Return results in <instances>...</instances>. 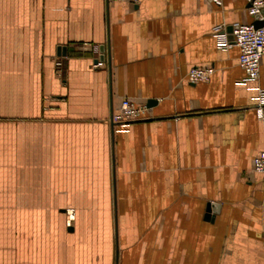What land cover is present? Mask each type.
Listing matches in <instances>:
<instances>
[{"label": "crops", "instance_id": "obj_1", "mask_svg": "<svg viewBox=\"0 0 264 264\" xmlns=\"http://www.w3.org/2000/svg\"><path fill=\"white\" fill-rule=\"evenodd\" d=\"M253 21L244 0H0V210H112L113 264H264V55L246 81L215 45ZM124 98L142 119L112 122Z\"/></svg>", "mask_w": 264, "mask_h": 264}, {"label": "rangeland", "instance_id": "obj_2", "mask_svg": "<svg viewBox=\"0 0 264 264\" xmlns=\"http://www.w3.org/2000/svg\"><path fill=\"white\" fill-rule=\"evenodd\" d=\"M112 221V210H0V240L9 264H113Z\"/></svg>", "mask_w": 264, "mask_h": 264}, {"label": "built area", "instance_id": "obj_3", "mask_svg": "<svg viewBox=\"0 0 264 264\" xmlns=\"http://www.w3.org/2000/svg\"><path fill=\"white\" fill-rule=\"evenodd\" d=\"M118 1V0H107ZM130 3H137L139 0H119ZM219 3L220 0H213ZM247 3L248 14L254 20H261L263 24L255 27L252 23L233 24L229 39L226 29L221 26L215 28V45L218 49H227L231 45L238 48V64L245 73L246 81H256L259 77L260 58L264 55V0H244ZM103 61L96 59L94 67H100ZM212 74L211 67H191L187 71V77L191 82L206 81ZM255 96L253 109L256 116L264 126V87L254 86ZM144 108L134 105L128 99H122L119 111L112 114L111 120L114 123L127 124L143 118ZM254 171L264 176V150L253 158Z\"/></svg>", "mask_w": 264, "mask_h": 264}, {"label": "water", "instance_id": "obj_4", "mask_svg": "<svg viewBox=\"0 0 264 264\" xmlns=\"http://www.w3.org/2000/svg\"><path fill=\"white\" fill-rule=\"evenodd\" d=\"M263 12H264V10H263ZM263 24V22L261 21V20H254L253 21V25L255 26V27H259V26H261ZM231 31H232V27H229V28H227L226 29V32L229 34L228 35V37H229V39H232V36H231ZM62 50H63V48H62ZM208 210V209H207Z\"/></svg>", "mask_w": 264, "mask_h": 264}]
</instances>
